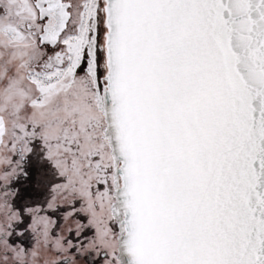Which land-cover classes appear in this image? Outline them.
<instances>
[{"label":"snow or ice","instance_id":"1","mask_svg":"<svg viewBox=\"0 0 264 264\" xmlns=\"http://www.w3.org/2000/svg\"><path fill=\"white\" fill-rule=\"evenodd\" d=\"M0 264H264V0H0Z\"/></svg>","mask_w":264,"mask_h":264}]
</instances>
